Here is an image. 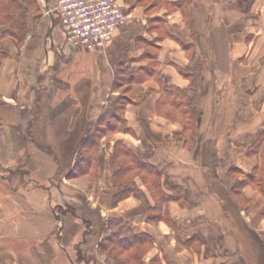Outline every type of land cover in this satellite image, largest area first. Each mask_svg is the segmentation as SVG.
<instances>
[{"label": "crops", "instance_id": "obj_1", "mask_svg": "<svg viewBox=\"0 0 264 264\" xmlns=\"http://www.w3.org/2000/svg\"><path fill=\"white\" fill-rule=\"evenodd\" d=\"M57 1L0 38V264H264V0H119L128 19L94 50L67 43ZM131 156L174 196L138 176L143 198L118 196ZM112 218L122 262L98 247Z\"/></svg>", "mask_w": 264, "mask_h": 264}, {"label": "trees", "instance_id": "obj_2", "mask_svg": "<svg viewBox=\"0 0 264 264\" xmlns=\"http://www.w3.org/2000/svg\"><path fill=\"white\" fill-rule=\"evenodd\" d=\"M38 9V0H0V38L9 37L13 40L20 41L30 31L32 23L34 22L33 16ZM5 53V50L0 49V54ZM143 72L144 73H117V79L118 81L127 83L128 85L134 81L143 80L152 74L149 67H146ZM163 90L165 100L177 104V113L168 111V114L173 118L177 116L180 119H185L187 113L189 112L186 95L179 89L171 87L163 86ZM120 99L121 100L115 103V111H117V108L121 107L127 101L126 97H121ZM116 119L117 123L118 117ZM121 169L129 170L130 172L127 173L125 171H120L116 173L115 182L122 186L118 196L121 197L128 193H133L136 197L140 199L143 198L142 192L133 182L134 176H138L141 181L146 184L151 195L160 197L162 200L174 196L173 194L168 195L162 191L160 186L161 171L151 165L146 157L137 158L131 156L130 162L125 167H121ZM143 202L146 203L145 200H143ZM148 212L153 215L151 209H148ZM124 225L125 224L122 223L121 218L109 219L107 228L113 226L114 229L107 233L98 245L99 250H105L106 248L113 249V251L115 250V258H117L119 262L123 261V250H127L130 245L133 247L132 245L134 243L131 241V238H127L124 234H122L125 231H128ZM140 237L145 239V247H148L149 238L144 234H140ZM130 255L134 254L130 253Z\"/></svg>", "mask_w": 264, "mask_h": 264}, {"label": "built area", "instance_id": "obj_3", "mask_svg": "<svg viewBox=\"0 0 264 264\" xmlns=\"http://www.w3.org/2000/svg\"><path fill=\"white\" fill-rule=\"evenodd\" d=\"M55 10L67 43L86 50L104 45L128 19L119 0H58Z\"/></svg>", "mask_w": 264, "mask_h": 264}]
</instances>
